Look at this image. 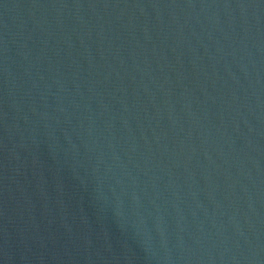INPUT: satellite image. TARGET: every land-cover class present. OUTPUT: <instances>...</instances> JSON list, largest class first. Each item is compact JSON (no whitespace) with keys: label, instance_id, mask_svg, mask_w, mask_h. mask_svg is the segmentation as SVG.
I'll list each match as a JSON object with an SVG mask.
<instances>
[{"label":"water","instance_id":"1","mask_svg":"<svg viewBox=\"0 0 264 264\" xmlns=\"http://www.w3.org/2000/svg\"><path fill=\"white\" fill-rule=\"evenodd\" d=\"M0 264H264V0H0Z\"/></svg>","mask_w":264,"mask_h":264}]
</instances>
